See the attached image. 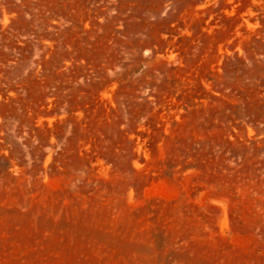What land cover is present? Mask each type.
I'll return each instance as SVG.
<instances>
[{"label": "rangeland", "instance_id": "1", "mask_svg": "<svg viewBox=\"0 0 264 264\" xmlns=\"http://www.w3.org/2000/svg\"><path fill=\"white\" fill-rule=\"evenodd\" d=\"M0 264H264V0H0Z\"/></svg>", "mask_w": 264, "mask_h": 264}]
</instances>
